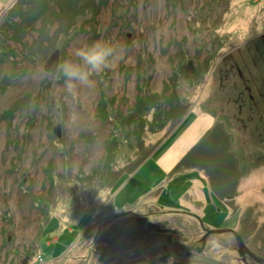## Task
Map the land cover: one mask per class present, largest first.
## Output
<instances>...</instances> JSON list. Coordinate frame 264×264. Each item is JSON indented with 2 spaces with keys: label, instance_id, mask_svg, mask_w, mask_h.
<instances>
[{
  "label": "rangeland",
  "instance_id": "374dc122",
  "mask_svg": "<svg viewBox=\"0 0 264 264\" xmlns=\"http://www.w3.org/2000/svg\"><path fill=\"white\" fill-rule=\"evenodd\" d=\"M11 1L0 6V18ZM30 8L12 15L21 25L14 36L8 30L0 37V264L85 258L102 209L173 210L179 196L206 227L239 228L249 246L264 250V142L251 122L244 130L237 120L254 73L264 81L246 47L264 31V0H35ZM97 41L118 45L115 59L69 91L59 66ZM56 50L51 73L45 64ZM169 87L186 106L181 118L147 100ZM244 111L250 118L257 110L247 100ZM133 114L141 117L131 120ZM113 145L110 160L105 149ZM150 152L136 171H126ZM106 167L113 175L125 170L115 190L99 189L113 176L104 175ZM231 175L242 184L235 211L221 198ZM205 187L218 196L210 206ZM222 237L227 243L208 254L241 264L233 236Z\"/></svg>",
  "mask_w": 264,
  "mask_h": 264
},
{
  "label": "flooded vegetation",
  "instance_id": "af4514ba",
  "mask_svg": "<svg viewBox=\"0 0 264 264\" xmlns=\"http://www.w3.org/2000/svg\"><path fill=\"white\" fill-rule=\"evenodd\" d=\"M19 1L12 0L10 2L11 5L8 6L9 8H7L0 18L1 39L7 34L6 31H12L11 36H14L15 29L21 27L12 16L13 14H16V17L22 16L17 8ZM22 1L24 2L21 8L22 13H24L30 9L33 2H30V0ZM13 7L15 8L11 11L12 15L10 17L13 18L11 19L8 15ZM25 7H28V9L25 10ZM257 35L252 38L257 40V42L253 44L252 41L248 40L246 47H248V50H252L254 56L258 59V63L254 64L255 67L258 69L263 68L264 70V31ZM240 57L244 59L245 63V57L241 54L239 55ZM237 66H239V74L245 83L240 68V60ZM250 80H254L255 82V86H250L255 93L250 89L249 85L245 84L249 95L246 99L240 96L242 102L237 120L241 122L244 130L247 129L246 127L251 122L252 133L264 142V115H262L261 120L263 124L258 123L256 117V115L261 113V105L263 107L264 104V81H260L256 73H254L253 78ZM247 100H249V108L257 110L250 118L243 115L244 109L247 106ZM225 179L228 180L230 185L221 187V198L228 205L229 209L232 208V211H235L238 208L236 207V199L239 194V187L242 185L241 177L239 175H231L225 177ZM226 191H229V193H226ZM210 193L213 199L218 197L212 189ZM178 210L181 209H166L162 205L150 209H145L144 206L138 205L129 206L124 209L112 207L111 209H107V211L104 208L96 217L98 219L97 222L105 217L103 221L99 222L100 228L96 232H90L88 236L92 240L91 244L93 245L91 255L73 262L70 261L69 264H95L106 253L112 254L107 264H205L180 258L173 254L172 248L177 249L181 253L198 254L229 264L227 259L223 260L212 256V254H208L211 247L214 249L217 246L222 247L227 243L226 239L222 237V235L226 234L233 236L236 242V251L239 255L238 261L241 264H261L259 259L264 258V250H260L255 245L249 246V243L247 244L246 241L244 242L252 252V255L245 248L241 250L236 237V232L239 235L241 233L239 228L231 227L226 228L224 232H211V230H220L222 228L206 227L202 214L200 215L198 212L192 210L186 211V209L182 211ZM192 220L194 223L196 222L194 227L193 224L191 226ZM93 255L96 257L95 259Z\"/></svg>",
  "mask_w": 264,
  "mask_h": 264
},
{
  "label": "clouds",
  "instance_id": "9594fccd",
  "mask_svg": "<svg viewBox=\"0 0 264 264\" xmlns=\"http://www.w3.org/2000/svg\"><path fill=\"white\" fill-rule=\"evenodd\" d=\"M3 3L4 0H0V6ZM117 53L118 45L103 41L77 49L75 52L77 60L67 59L58 69L66 88L74 91L78 85H88L94 75L111 66Z\"/></svg>",
  "mask_w": 264,
  "mask_h": 264
},
{
  "label": "trees",
  "instance_id": "16d2710c",
  "mask_svg": "<svg viewBox=\"0 0 264 264\" xmlns=\"http://www.w3.org/2000/svg\"><path fill=\"white\" fill-rule=\"evenodd\" d=\"M30 2H35V0H30ZM29 10H31V8ZM26 12L22 13V9H21L20 14H22V16H24L26 14ZM171 89L172 88L169 87L167 90H165L162 94H159V95H149L147 97V100H149L150 102H153V103H151V104H153L152 105L153 108H157V107L162 108V106H163L164 108H167L171 112V114H173L175 117L181 118L187 112L186 106H182L181 105V102L178 100V98L176 97V95H170V94H168L169 90H171ZM147 100L145 102H143V99H142V100H139L137 102L138 111H140L141 109H144L145 108L144 106L146 105ZM148 109H150V106L148 107ZM172 111H175V112H172ZM129 117H131V120H133V119H136L137 117L140 118L141 116H139V114H138V116L136 117V115L133 114V116H130L129 115ZM204 139L202 140V142L204 141ZM199 145H197L195 148H192L190 150V152L192 150H195L196 151V149H197V147ZM114 147H115V145H113V148L110 147V148L105 149V156L108 159H110V160L114 157V151H115V148ZM162 147L163 146H161V148ZM151 154L152 153L150 152V153H146V154L142 155L138 161L134 162L131 166L127 167L126 171L128 173H133L134 171H136L138 169V167L144 161H146L149 156H151ZM124 171L114 172L116 175H113L111 173V168L106 167V172H105L104 175L112 174L113 176L111 177V179L108 182H106L105 179H103V181H101L100 184H99V189L101 190L103 188H109V189H113L114 190L116 188V186L119 185L118 183L121 181L122 174H123ZM104 175H102V176H104Z\"/></svg>",
  "mask_w": 264,
  "mask_h": 264
},
{
  "label": "water",
  "instance_id": "95a60500",
  "mask_svg": "<svg viewBox=\"0 0 264 264\" xmlns=\"http://www.w3.org/2000/svg\"><path fill=\"white\" fill-rule=\"evenodd\" d=\"M59 60H60V51L56 50L47 59V62L45 64V70L49 71L51 73H55L57 71V68L59 65ZM54 132L56 133L57 136L60 137L61 136V126L57 125L56 127H54ZM212 231L213 232H215V231L224 232L226 230L220 229V230H211V232ZM236 237H237V240L239 242V246L241 247V250L245 248L252 255V252L247 248L244 240L242 239V237L237 232H236ZM172 251H173V254H175L176 256L183 258V259H187V260L198 261V262H202L205 264H226L223 261H219V260H216V259L210 258V257L201 256L198 254L181 253L177 249H174V248H172ZM111 257H112L111 253H106L95 264H107V263H109V260L111 259ZM259 261H261V264H264V258L259 259Z\"/></svg>",
  "mask_w": 264,
  "mask_h": 264
},
{
  "label": "crops",
  "instance_id": "0c3cea01",
  "mask_svg": "<svg viewBox=\"0 0 264 264\" xmlns=\"http://www.w3.org/2000/svg\"><path fill=\"white\" fill-rule=\"evenodd\" d=\"M213 122H214V120H213ZM175 134H176V133H175ZM175 134H174L169 140L174 139V138L176 137ZM169 140H168V141H169ZM168 141H166V142L163 144V147L167 144ZM163 147H162V148H163ZM162 148H161V149H162ZM161 149H160V150H161ZM195 182H197V181H195ZM121 183H122V182H120L119 185H120ZM119 185H118L117 187H119ZM117 187H116V188H117ZM193 188H194V187H193ZM193 188H192V189H193ZM199 189H200V188H199ZM114 190H115V189H114ZM194 190H195V189H194ZM200 190H201V189H200ZM205 190H207L206 187H205V189L203 188L202 191H204V192L209 196V194H211L210 191L207 192V191H205ZM112 191H113V190H112ZM196 191H197V190H196ZM202 191H201V192H202ZM114 192H115V191H114ZM114 192H113V194H114ZM113 194H112V195H113ZM182 194H183V195H187V192H183ZM112 197H113V196H112ZM200 197H201L200 194H198L197 198H200ZM209 199H210L211 201H210L209 203L207 202L208 206H210V205L212 204L211 202L213 201V198H210V196H209ZM177 203H178V208H175V209H181V210L186 209V210H192V211H195V210H193V209H194L193 204H191L190 202H188V201H187L184 197H182V196H179V197H178V199H177ZM195 212H199V211H195Z\"/></svg>",
  "mask_w": 264,
  "mask_h": 264
}]
</instances>
